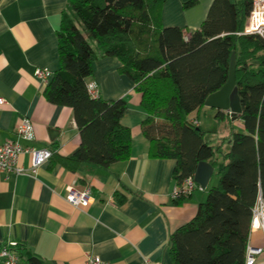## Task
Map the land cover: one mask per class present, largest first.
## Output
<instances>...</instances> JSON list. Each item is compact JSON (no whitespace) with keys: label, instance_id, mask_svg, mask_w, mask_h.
<instances>
[{"label":"trees","instance_id":"1","mask_svg":"<svg viewBox=\"0 0 264 264\" xmlns=\"http://www.w3.org/2000/svg\"><path fill=\"white\" fill-rule=\"evenodd\" d=\"M164 1L66 0L57 29L58 67L43 93L50 103L71 108L80 144L57 160L75 172L81 165L107 167L129 158L130 129L120 123L126 100L93 98L86 89L96 57L118 58L147 114L140 128L149 157L174 161L175 185L193 176L201 161L218 166L217 183L204 189L195 215L170 236L172 263L244 264L252 207L258 196L264 199V37L242 32L251 0H212L195 30L164 27ZM232 53L240 104L235 119L243 129L232 130L218 162L219 146L207 143L206 132L187 115L226 81ZM215 117L231 119L220 110ZM16 249L23 257L21 244ZM24 260L40 264L33 254Z\"/></svg>","mask_w":264,"mask_h":264},{"label":"crops","instance_id":"2","mask_svg":"<svg viewBox=\"0 0 264 264\" xmlns=\"http://www.w3.org/2000/svg\"><path fill=\"white\" fill-rule=\"evenodd\" d=\"M188 1L193 3L186 6ZM211 2L165 0L162 25L198 29ZM65 3L0 0V97L5 100L0 104V145L18 140L22 145L54 149L53 156L34 174L7 176L0 171V247L7 240L21 244L24 255L18 257L19 264H26L24 256L30 254L39 258L40 264H85L89 255L112 264H144V258L173 264L168 252L170 236L195 215L206 193L195 189L180 203L172 198L169 186L174 161L149 157L148 141L140 128L147 114L134 83L120 72L118 58L96 57L86 82L94 83L103 99L126 100L120 123L130 129L129 158L107 167L81 165L75 172L57 160L79 146V132L71 108L50 103L43 93L46 83L33 71L41 67L53 73L58 67L57 29ZM216 111L203 105L187 119L201 127L200 114L208 115L211 126L225 127L219 143L211 144L222 148L216 153L219 162L229 149L232 130H242L243 125L240 119L218 120ZM21 117H28L33 125L35 138L31 142L15 134ZM203 130L204 139L217 132ZM18 164L27 168L28 156H19ZM217 167L213 166L207 186ZM70 187L90 189L87 206L67 202ZM121 197L124 200L119 202ZM247 242L264 245V234L250 230Z\"/></svg>","mask_w":264,"mask_h":264},{"label":"built area","instance_id":"3","mask_svg":"<svg viewBox=\"0 0 264 264\" xmlns=\"http://www.w3.org/2000/svg\"><path fill=\"white\" fill-rule=\"evenodd\" d=\"M244 34H257L264 37V0H251V8L243 26ZM34 75L43 83H47L53 74L46 68L36 67L33 71ZM88 94L95 98L98 91L94 83L86 84ZM5 100L0 97V104ZM196 125L195 121H191ZM15 134L18 138L26 141H33L35 138L33 125L28 117H21L16 124ZM54 149L47 147H34L32 145H22L18 140L6 141L0 145V171L7 176L9 174L22 175L34 174L36 169L48 161L52 156ZM28 156L29 165L27 168L18 164V158L21 155ZM195 189L202 190V187L196 184L193 176L186 177L179 185L173 187L171 196L173 199L184 196L187 197ZM90 189L88 187L82 190L68 188L65 199L68 203L75 207H85L89 203ZM250 230H260L264 234V199L257 197L253 207L250 221ZM18 242L15 240H7L0 247V263L1 264H19L18 253L16 250ZM144 264H160L159 262L143 259ZM85 264H112L101 260L97 256L89 255ZM244 264H264V245H253L247 242L245 246Z\"/></svg>","mask_w":264,"mask_h":264},{"label":"water","instance_id":"4","mask_svg":"<svg viewBox=\"0 0 264 264\" xmlns=\"http://www.w3.org/2000/svg\"><path fill=\"white\" fill-rule=\"evenodd\" d=\"M204 105L225 112L232 120L240 113V104L235 86V54L232 53L229 61L228 77L223 85L216 91L208 94L204 100ZM213 171V166L206 162L201 161L197 164L193 180L196 184L205 189L210 176ZM174 186V181L170 183L169 191L171 192Z\"/></svg>","mask_w":264,"mask_h":264},{"label":"rangeland","instance_id":"5","mask_svg":"<svg viewBox=\"0 0 264 264\" xmlns=\"http://www.w3.org/2000/svg\"><path fill=\"white\" fill-rule=\"evenodd\" d=\"M200 120H201L202 129H215L217 131L215 134L209 137H205V141L207 143L217 145L224 136L225 127H223L222 125H219V126L215 125V127L211 126L210 120L208 119V115L200 114ZM217 180H218V177L216 174H214L210 180L209 186L215 185L217 183ZM203 192L207 194L206 191H203Z\"/></svg>","mask_w":264,"mask_h":264}]
</instances>
